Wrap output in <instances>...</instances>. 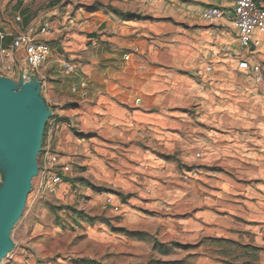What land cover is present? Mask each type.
<instances>
[{
	"label": "crops",
	"instance_id": "crops-1",
	"mask_svg": "<svg viewBox=\"0 0 264 264\" xmlns=\"http://www.w3.org/2000/svg\"><path fill=\"white\" fill-rule=\"evenodd\" d=\"M236 1L0 0V77L44 81L47 104L88 134L70 146L51 136V147L87 151L88 177L129 197L127 213L172 215L188 242L264 249V38L239 46ZM210 6L225 16L207 22ZM23 34L51 47L36 72L12 50Z\"/></svg>",
	"mask_w": 264,
	"mask_h": 264
},
{
	"label": "rangeland",
	"instance_id": "rangeland-1",
	"mask_svg": "<svg viewBox=\"0 0 264 264\" xmlns=\"http://www.w3.org/2000/svg\"><path fill=\"white\" fill-rule=\"evenodd\" d=\"M65 65L73 62L67 61ZM49 107L56 113L57 107ZM56 119L58 122L60 117ZM63 119L72 122V128L62 126L52 137L66 143L71 136L73 142L69 141V146L87 140L88 134L78 132L75 118ZM47 130L48 127L38 156L39 173L33 180L25 211L12 231L15 247L1 264H263L261 253L257 261L237 260L232 254L225 256L221 252L233 251L235 247L230 245L204 243L205 239L195 242L180 239L176 232L181 230L174 224H166L172 215L152 210L144 214L127 213L133 209L129 197L97 187L88 177L85 150L72 147L68 152L51 147L71 168L60 185L51 186L45 175L46 169L52 167L45 156V147L51 143ZM107 198L113 199L119 212L106 204ZM236 242L247 244L243 239Z\"/></svg>",
	"mask_w": 264,
	"mask_h": 264
},
{
	"label": "water",
	"instance_id": "water-1",
	"mask_svg": "<svg viewBox=\"0 0 264 264\" xmlns=\"http://www.w3.org/2000/svg\"><path fill=\"white\" fill-rule=\"evenodd\" d=\"M52 113L39 79L0 77V264L15 247L12 231L39 173L38 156Z\"/></svg>",
	"mask_w": 264,
	"mask_h": 264
},
{
	"label": "built area",
	"instance_id": "built-area-1",
	"mask_svg": "<svg viewBox=\"0 0 264 264\" xmlns=\"http://www.w3.org/2000/svg\"><path fill=\"white\" fill-rule=\"evenodd\" d=\"M202 16L207 22L213 23L221 20L225 16V12L219 7L210 6L204 9ZM234 23L238 31L237 39L241 48L252 52L261 47L262 38H264V3H259L256 0H237L234 6ZM0 38L4 39V36L0 35ZM12 50L24 51L27 64L35 72L48 61L51 55L50 45L38 41L31 34L18 36L13 42ZM3 54L6 57H10V53L6 50L3 51ZM214 57H216L215 53L212 54V58ZM239 68L245 72H250L256 83L263 82L260 66L252 65L249 61L243 60L240 62ZM65 70L66 73H74L76 68L73 65H65ZM211 70V66L207 68L208 72ZM41 84L43 92L44 81ZM83 85L85 86V83ZM56 117L57 114L53 112L47 123V133L50 137L57 133L62 126L66 128H72L73 126L72 122L58 123ZM262 128L264 130V122ZM51 150L50 144H47L45 156L47 162L52 164V167L46 169L45 175L51 186H57L63 182L64 177L70 174L71 168L66 162L61 161L60 155L53 153ZM106 204L114 211H120V208L113 203L112 198H107Z\"/></svg>",
	"mask_w": 264,
	"mask_h": 264
},
{
	"label": "trees",
	"instance_id": "trees-1",
	"mask_svg": "<svg viewBox=\"0 0 264 264\" xmlns=\"http://www.w3.org/2000/svg\"><path fill=\"white\" fill-rule=\"evenodd\" d=\"M258 1V0H256ZM70 106V105H69ZM69 106L67 108H69ZM72 106V105H71ZM59 123H64L66 121H64L63 118L58 119ZM207 242H211L214 245H230L231 247H235V249H233V251H231L230 249H222L221 252L223 253V255L227 256V255H233L234 259H242V258H253L255 261H257V259H259V255L260 253L263 251L262 248L254 246L253 244H240L236 241H232V240H227V239H221V238H205L204 243ZM199 245H195V247H197ZM186 248V246H185ZM243 250V254L238 253L240 250ZM162 252H165V254H168L169 251H164V249L162 250ZM229 264H233V263H229Z\"/></svg>",
	"mask_w": 264,
	"mask_h": 264
}]
</instances>
